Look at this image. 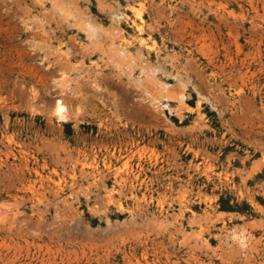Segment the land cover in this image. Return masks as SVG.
<instances>
[{"label": "rangeland", "instance_id": "rangeland-1", "mask_svg": "<svg viewBox=\"0 0 264 264\" xmlns=\"http://www.w3.org/2000/svg\"><path fill=\"white\" fill-rule=\"evenodd\" d=\"M0 264H264V0H0Z\"/></svg>", "mask_w": 264, "mask_h": 264}, {"label": "bare ground", "instance_id": "bare-ground-1", "mask_svg": "<svg viewBox=\"0 0 264 264\" xmlns=\"http://www.w3.org/2000/svg\"><path fill=\"white\" fill-rule=\"evenodd\" d=\"M57 109H58V111L61 112V111L64 109V107H62L60 104H58V105H57Z\"/></svg>", "mask_w": 264, "mask_h": 264}]
</instances>
